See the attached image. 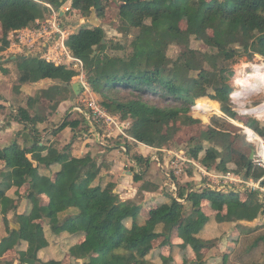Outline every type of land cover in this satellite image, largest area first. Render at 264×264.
<instances>
[{"label": "trees", "instance_id": "obj_1", "mask_svg": "<svg viewBox=\"0 0 264 264\" xmlns=\"http://www.w3.org/2000/svg\"><path fill=\"white\" fill-rule=\"evenodd\" d=\"M39 1L0 0L3 32L0 50L9 47L10 33L33 28L38 20L48 16L51 10L47 5L60 10L71 2L72 13L83 18L96 13L100 20L105 18L109 4L108 0ZM115 4L119 19L127 28L138 31L130 49L108 41L101 26L81 27L68 36L65 45L72 57L84 64L89 89L102 99L101 106L121 123L130 122L129 128H124L125 135H120L123 143H117V148L126 155L129 171L140 186L137 198L122 201L113 182L95 185L102 178V170H108L110 164H99L92 153L74 157L70 153L74 141L62 150L59 143L48 145L37 129L45 120L21 108L12 115L29 132L33 146L22 148L14 143L0 148V259L7 252L17 250L15 262L18 264H65L66 258L69 264L73 261L158 264L152 259L153 252L168 242L170 253L191 248L197 256L192 264H203V251L215 247L213 241L201 237L210 221L203 213V201L217 208L218 223L254 222L264 214V196L259 191L247 192L245 201L238 193L224 194L208 188L185 197V191L172 189L178 175L172 171L168 177L161 167L164 151L170 150L174 140V130L164 132L163 125L177 115L183 116L187 127L201 124L200 119L192 116V111L200 99H205L198 105L209 103L220 108L225 117L212 118L211 129L193 140L196 146L189 151L190 157L207 169L224 174L231 173L229 165L234 164L236 174L244 173L247 180L264 182V169L254 164L251 153L234 147V134L226 128L228 120L237 118L231 100L234 66L243 59L252 61L257 55L264 57V0H115ZM184 21L186 33L181 29ZM178 37L182 52L171 59L168 50ZM193 39L204 43L210 51L194 50ZM16 61L19 77L14 91L45 80L62 83L49 89L59 97L50 99L53 111L70 95H75L71 82L78 77V72L68 64L57 66L32 57H20ZM147 96L160 99L164 105L147 101ZM64 117L55 134L70 128L73 140L89 135L96 127L77 111ZM243 123L255 132L249 130L251 135L264 140V126L258 120L247 119ZM206 143L210 147L205 148ZM137 144L153 148L154 153L147 157L137 153ZM35 153L41 155L33 161L28 156ZM160 183L166 189L164 196L168 202L159 204L145 218L140 213L143 192L157 189ZM24 186L28 188L21 194ZM13 189L15 196L10 197ZM41 197H46V201ZM23 198L28 200L29 208L19 214ZM178 199H184L190 206ZM11 215L19 225L18 230L10 228ZM4 226L7 235L1 238ZM177 231L182 232L183 238L180 244L174 245L172 238ZM61 236L66 238L59 242ZM71 237H84V241L65 245ZM254 240L252 249L260 243L264 245V237L257 236ZM157 241H163L162 245L157 246ZM53 245L57 254L46 259L44 256ZM228 260L227 254L224 264Z\"/></svg>", "mask_w": 264, "mask_h": 264}, {"label": "rangeland", "instance_id": "obj_2", "mask_svg": "<svg viewBox=\"0 0 264 264\" xmlns=\"http://www.w3.org/2000/svg\"><path fill=\"white\" fill-rule=\"evenodd\" d=\"M108 8H107V13L104 19H98L96 17V13L92 14L89 18H83L81 15L76 14V13H72L71 10L68 11V9H70V6H66V4L60 9V11H64L66 13V16L68 18L67 21H63V17L60 14L58 15V18H56V23L57 26L60 27V29L62 31H66L67 35L69 36L70 34H72L73 32H77L81 27H89V26H101L105 29L106 35H107V39L108 41L115 43V44H121L122 46L126 47L127 49L131 48V43L132 41L136 38L138 31L134 30V29H130L127 28V26L119 19V17L117 16V6L115 4V0H108ZM94 16V18H92ZM52 20V17L50 16V14L48 16H46L44 19L41 20V23H46L47 21ZM38 25L36 23L35 27L31 28L32 30H34L35 28L37 29ZM40 27V26H39ZM186 22L184 21L181 24V29L183 31V33H186ZM55 38H59L58 34L55 36ZM68 38V37H67ZM67 40V39H66ZM179 37L176 38L173 41V46L170 47V49L168 50V56L171 59H176L180 53L182 52V47L179 44ZM44 41H40V43H43ZM191 47L194 50L197 51H201V52H209L210 49L202 42H197L194 39L191 42ZM59 52H61V49H58ZM39 52L37 50L32 52V58H39ZM116 55V53H115ZM119 55H122V53H120ZM66 57V56H64ZM73 59V58H72ZM60 62L62 64H68V66L73 67L74 70H76L78 72V77H76L75 79L72 80L74 82H78L80 84H82V82H86V73H85V69H84V64L79 63L76 60H70L66 57L62 60H60ZM264 67V57L261 56H255V58L252 61H249L248 59H243L240 60L238 62L237 65L234 66V77L231 81V85L234 88L233 89V93L231 94V100H232V106L233 109L235 110V112L237 113V118L236 120H228L229 124L226 126V128L232 133L233 135V140H234V147L238 150H241L244 153H251L253 150L256 151V156L254 161V164L261 167V165L264 166V160L260 154V142L258 144V141H256L254 138L251 139L248 135L250 134L249 128L248 131L245 130L243 128H241V126H244V121H246L247 119H256L258 120L261 125L264 126V115L258 116L256 117V115H253L250 113V115L244 111L245 110H251L254 108L259 107L260 105H262L264 103V82L261 83H256L255 85H253L254 89L259 90L258 92H260L258 95H254V96H246V97H242L241 100H238L237 97H235L234 95H237V93H242V89L240 88V84H244L246 86H251V81H249L246 78V75L250 72H252V70L254 69V67ZM195 75V74H192ZM89 88V86H88ZM1 90V88H0ZM6 91V89L4 88V92ZM26 94L31 93V90L25 92ZM54 97V96H53ZM51 97V98H53ZM72 97V98H71ZM88 98H90V94L87 93L86 90L82 91L80 93V95H70L71 100H74L75 102V106L74 107H83L86 109L85 107V101L88 100ZM94 100L97 102L98 105L101 106L102 103V99L98 96V95H94ZM145 99L147 101H153L155 104H160V105H164L162 103V101L160 99L157 98H152L151 96H147L145 97ZM204 100V99H203ZM209 101V99H207ZM200 101V100H199ZM198 101V102H199ZM198 102L197 104L193 107V111H192V116L196 119H200L201 120V124L196 125V126H192V127H187L185 125V121L182 115H177L176 117H174L173 119H171L169 122H166L163 125V131L167 132L168 129L172 128L174 130V140L172 143V147L170 148V150H176V151H181L183 150V152H185V154L187 156H189V151L191 149H193L194 146L192 142L194 139L201 137V134L203 131L209 130L212 127V118L214 116H219V117H224L223 114H221L220 108L217 110L216 107H214L213 105L209 104V106L212 107V112L211 113H202L199 112L196 108H198ZM206 102V101H205ZM27 103V100H26ZM18 105H14V103H12V107L10 108L11 110H17L19 111V109H21L20 105H23V102L21 103H17ZM40 105V106H39ZM38 105V110L37 113L41 116H44L45 114H47V112L49 111V104L46 102H41ZM102 107V106H101ZM219 107V106H218ZM103 108V107H102ZM73 108L70 109V111ZM88 109V108H87ZM104 111H106L103 108ZM69 111V112H70ZM88 111L90 112V110L88 109ZM35 112V111H34ZM68 112V113H69ZM107 112V111H106ZM13 114V111L11 112ZM91 113V112H90ZM108 113V112H107ZM34 114V113H32ZM110 115V114H109ZM112 116V115H111ZM113 117V116H112ZM65 118V117H64ZM64 118L55 121L54 123H45V124H39L40 130H42V134H44L45 132H49L51 129H53L54 127H58L59 125H61L62 121L64 120ZM116 118V117H114ZM117 120V124L120 126V129H117V127H115V125L111 126L112 128H110L106 123H102L100 121L94 120V121H89L90 123H92V125H96L98 131L96 130V127L94 129H92L91 133L89 134V137L92 141H95V145L96 143L98 144L101 139H98V137L96 136V134H99V132L102 133V136L104 137V144H108L107 146H101L100 144H98L96 147L97 148V155H101L100 153H102V160H100V163L104 162L106 164H108L110 161H113L115 164L114 170L117 172V180L119 179L120 183H122V185L124 186V190H122L121 188L117 190V192H125V190L127 192L131 191V183H132V176H130L129 174L126 173V171H129V167H128V162L126 161V155L122 152L119 151V149L117 148V143H119L120 145L123 143L122 140H120V135L123 134L122 133V129L124 128H129V123H121L120 120L118 118H116ZM117 125V126H118ZM97 131V132H96ZM125 133V130L123 131ZM246 133V134H245ZM49 134V133H47ZM88 136V135H87ZM129 137V136H127ZM254 137V136H253ZM62 143L60 145L62 146H66L65 143H68L70 141V136H69V132H64L62 134L59 135L58 137ZM255 138H257L259 141L263 140V139H259V137L255 136ZM89 138H84L81 137V139L77 140L76 142H78V145H82V143H84V141H87ZM124 140V139H123ZM127 141V140H126ZM102 142V141H101ZM93 144V145H94ZM205 148L210 147L209 144H204ZM80 146H77V148H79ZM80 152L77 153V155H80L81 150H79ZM126 151V149H125ZM148 153V152H146ZM204 153H202L201 157H204ZM168 158V157H167ZM235 158H237V156H235ZM125 162V167H123L122 165H120L121 163ZM119 165L120 169H118L116 166ZM165 165V162H164ZM200 166V165H199ZM106 168V166H105ZM193 167L189 166V167H185V169H183V171H180L177 178H178V186H182V188L184 186L187 185V179L186 176H193L195 180H192V182H190V185H193L195 187H198L202 184H209V186H212V189L215 188L214 190L219 192L222 191L223 189H220V184L222 183V181L224 182V180H219V179H215L214 176L216 175H223L221 173H217L214 171L213 173V177L210 178H199V176L197 175L198 173H195L194 169L192 170ZM263 168V167H261ZM170 171H172V168H169ZM169 169L165 168V171H169ZM202 169L207 170L206 168L202 167ZM264 169V168H263ZM126 170V171H125ZM229 170H230V175L229 173L226 174V176L235 179L237 182L236 183H231L228 184L226 186H228V190H225V193H229V192H240V193H247L248 191H259L261 193V195L264 196V186H262V181H255L254 179H250V180H246L248 183L252 184L253 186H247L244 183H242L244 181V173L242 174H236L235 172L237 171V167L234 164L229 165ZM169 171V172H170ZM194 171V172H193ZM208 171V170H207ZM167 172V173H169ZM199 172L201 173L202 176H204V172H202V170ZM209 172V171H208ZM103 173H105V171H103ZM208 176V175H205ZM112 178L108 177V179H104L103 178H99L96 182L95 185L98 184H102L103 186H105L108 181L110 182ZM121 179V180H120ZM209 180V181H208ZM112 181V180H111ZM261 182V183H259ZM224 186V187H226ZM140 187V186H139ZM176 188L179 190V188L176 186ZM208 188V187H207ZM211 188V187H210ZM172 189L176 192V190L172 187ZM247 189V190H246ZM262 189V190H261ZM26 190V189H25ZM22 190V191H25ZM166 190V189H165ZM163 190V192L165 191ZM213 190V191H214ZM219 190V191H218ZM246 190V191H245ZM244 196V195H243ZM246 197V195L244 196ZM22 210H23V206H22ZM21 210V211H22ZM149 211V206L147 207L146 210V215H148ZM262 217V221H260L258 224H255L253 227H243L242 229L239 230V227H227L225 229H219L217 230H212L209 233H205L204 234V238L205 239H210L211 241L214 242L215 247L214 249H210V250H205L203 251V256H204V261L202 262L203 264H224V256L225 255H229V260L227 262V264H264V245L262 243H260V246L253 248V245L255 244V237L260 236V237H264V214L261 215ZM242 227V226H241ZM10 228L11 230H15V229H19V225L15 220L14 215L10 216ZM1 238L7 235V231H6V227H2L1 228ZM163 243V241H157L156 245L157 246H161ZM164 250H163V254L160 256L159 254V249L157 248L156 252L152 255V259L153 261L155 260L158 264H161L163 262H165V264H192L193 260L196 259V254H192L189 252V255H186L184 258L183 257H179L177 259H173L172 255H170V245L168 242L164 243L163 246ZM65 254V252H63ZM57 254V250L55 245H53V247L50 249L49 254H47L46 256H44L46 259H52L55 257V255ZM161 258V261H160ZM18 259V254H17V250H13L10 252H7L6 255L0 259V264H14L15 260ZM163 259V261H162ZM65 264H69L70 260L68 258H66ZM72 264H83L82 261H73Z\"/></svg>", "mask_w": 264, "mask_h": 264}, {"label": "crops", "instance_id": "obj_3", "mask_svg": "<svg viewBox=\"0 0 264 264\" xmlns=\"http://www.w3.org/2000/svg\"><path fill=\"white\" fill-rule=\"evenodd\" d=\"M66 6L67 7L70 6V10H71V2H68L66 4ZM51 15H52V12H50V16ZM61 15L64 16L63 17V21L64 22L68 20V18L66 16V13L64 11H61ZM92 18H94V16ZM12 33H14V32H12ZM12 33H10L9 36H8V42L10 43L9 47L6 48V50H4V51L0 50V88H1V90H0V106L3 107V108L0 109V148H2V149L6 148V147H9L10 145H12L14 143H17L22 148L32 147L33 146L32 145L33 144V139L28 134L29 132H25V128L21 124L16 122V120L14 119V116L11 113L12 111H13V113H16L18 111L17 110H11L10 111V108L12 107V103H14V105H18L17 104L18 102L19 103L23 102V105H20L21 108L27 109L32 116H36V115L41 116V115H39L37 113L38 105L41 102H44V103L47 102L49 104V111L44 116H41L45 121L43 123H39V124L54 123L55 121L64 118V116L66 114H71L73 111H75V108H76V107H74L75 106L74 100L67 99V100H65V101L60 103V105L57 108V111H53L52 110L51 106L53 104L50 103L51 97L54 96L52 98L53 101L58 99L59 97L55 96L54 93L51 92L49 89L51 87H53V86H56V85H62V83H60V82H56V81H52V80H45V81H42V82H39V83L24 85V86L21 87L20 91H18V92L14 91V87L17 85L16 82H17L18 77H19L18 63H17L16 59L20 58V57H31L32 56V52L28 51L23 46H20L18 44H13L10 41L12 39L10 37ZM2 37H3V32H2V27H1V24H0V41L2 40ZM1 46H2V43L0 42V47ZM36 50L39 52L38 53L40 55L39 58L46 60V57L48 56V54L46 52L39 51L38 49H36ZM53 53H54V49L50 50L49 60H51V61L56 59V57L53 56ZM76 83H78V82H74V81H73V83L71 82V91L73 93H75L74 90H73V85L76 84ZM4 88L6 89L5 92H4ZM29 90H31V93L26 94L25 92H27ZM80 91L82 92V87H81ZM26 100H27V103H26ZM200 100H203V99H200ZM213 104H215V103H213ZM217 104H215V105H217ZM218 106H219V104H218ZM71 108H73V109L70 111ZM32 113H34V114H32ZM221 114H223V113L221 112ZM224 117H225V115H224ZM39 124L37 126V129L42 134V130H40ZM241 128H243L244 131L245 130L248 131L247 127H245V126H241ZM56 129H57V127H54L49 132H45L42 135V141L48 142L47 143L48 145H52L53 143H60V144L63 145L62 141L58 137H59L60 134H62V133L67 131V132H69L70 141L68 143H65V145L66 144H70V143H72V141H74L72 143V147H71V151H70V153L74 157L81 158V157H84L85 155H87L88 153H92V154H94V156L97 159L98 163L101 164L100 160H102V153L103 152L100 153L101 155H97L96 151H97L98 147H96V146L98 144H100L103 147L108 145V144H104L103 143L104 137L102 136L101 132H99V134H96V136L97 137L99 136L98 139H101L102 142L100 141L98 144L96 143V145H95L94 144L95 141H92L90 139L89 135L88 136L86 135L84 138H86V139L89 138V139L87 141H84V143H82V145L80 146V145H78V142H76V141L81 139V137L77 138V140H73V133H72V130L70 128H68V129H66V130H64L62 132H59L58 134H55ZM250 131L254 132L252 130H250ZM47 133H49V134H47ZM248 136L251 139L254 138L256 141H258V144H259L260 141L257 138L253 137V135L249 134ZM259 139H262V138L259 136ZM130 142L134 143V139H132L131 137H130ZM60 144H59V146L58 145L57 146L59 147V150H62V147H64V146H62ZM77 146H80V147L77 148ZM121 148H125V147H121ZM125 149L127 151V148H125ZM79 150H81V153H80V155H77V153L80 152ZM119 151L121 152V150H119ZM136 152L139 153V154H142L145 157H147V156L152 155L154 153V149L151 148V147H148L146 145H143V144H137ZM146 152H148V153H146ZM164 152H165V155H164V161L163 162H165V165L163 163L161 165V167H163L164 169L165 168H167V169L172 168L173 169L172 171H174L176 175H178L180 171H183V169H185V167H189V166L193 167L192 170L194 169L195 173H198L197 175L199 176V178L200 177L201 178L202 177L203 178L213 177L214 171L216 172V174L217 173H221V172H219L216 169H207L200 162H197L193 158H191L190 155L188 157H190L194 163L181 164L180 162L177 161V159H176V157L174 155L170 154L171 152H176L177 154H180V155L183 154V155L187 156L185 154V152H183V150H181V151L165 150ZM37 155H41V154L40 153H35V154L29 155L28 157L31 160H33L35 158V156H37ZM155 158H157V157L155 156ZM109 164H110V168L108 170H106V169L102 170L101 177L103 178V181H104L105 178L106 179H108V177L112 178L111 179L112 181L110 180V182H113V183L116 184L115 192L119 195V197H120V199L122 201L136 199L137 195H138V192H139V184H136L134 182V174H133V172L125 170L127 174L132 176L131 191L127 192L125 190V192H120L119 191V193H118L117 190L120 189V188L122 190H124V186L122 185V183H120L119 179L117 180L118 176H117V172L114 170V167H115L114 162L110 161ZM120 165L125 167V162L124 163L122 162ZM35 166H37L36 162H35ZM116 167L118 169H120L119 165H117ZM202 167L206 168L209 172L207 170L202 169ZM154 169L157 170V166L154 167ZM199 170L200 171L202 170V172H206L204 174L208 175V176H205V175L202 176L201 173L199 172ZM103 171H105V173H103ZM169 171H170V169H169ZM169 171H167V172H169ZM172 171H170V172H172ZM221 174H223V173H221ZM223 175L226 176V174H223ZM223 175H216V176H223ZM229 175H230V173H229ZM186 179H187V185L184 186L183 188H182V186H180V187L178 186V184H177L178 182H175V181L172 182V183H174L173 186H175V187L177 186L179 188V190H181V192H183V191L186 192L185 193V197H188L189 194L191 192H193V191L206 189L207 187L210 190H214L215 189V188L212 189V186H209V184H207V185L202 184V185H200L198 187L190 185L191 184L190 182H192V180H195L193 176H186ZM246 180L247 179L244 178V181H246ZM152 182H153V180H152ZM162 184L163 183H160L159 187L157 189L153 190V191H145V192H143V197L142 198L144 199V203H143V206L141 207L140 213L145 218H149V216L152 215L155 212V210H156V208L158 207L159 204L168 202V200L167 201L165 200V196H164V192H163L164 188H163ZM228 184H231V183H228ZM228 184H225L222 181V183L220 184V189H223V190L222 191L218 190V191L221 192V193L226 194L224 188L226 190H228L229 187L226 186ZM224 186H226V187H224ZM262 186H264V185L262 184ZM27 188H28V186H24L22 188V190H25V189L27 190ZM22 190H21V194H24V192L26 190L25 191H22ZM177 191H178V189H177ZM15 192H16V190H14V189L11 190L9 192V196L10 197H14L15 196ZM238 194H240L242 201H245L248 198L247 197L248 196L247 193H240L239 192ZM177 195H176V197H177ZM243 195L244 196L246 195V197H244ZM41 199L43 201H46V197H41ZM181 201H182L181 203L186 204V206H190L184 199H181ZM22 206H23V210H22ZM148 206H149V211H147L148 215H146L145 212H146ZM28 208H29V202H28L27 199L23 198V200L20 203V208L18 210V213L19 214H23V213H25L28 210ZM202 210H203V213L205 214V216H207L210 219V221L207 224L205 230L201 233V237L202 238H204V234L205 233H209L212 230H217L218 231L220 228L221 229H225L227 227H241V226L242 227H253L255 224H258L260 221H262V218H261L262 216H260L254 222L242 221V222L235 223V224L218 223L215 220V217L217 216V211H216L217 208L214 205H212L210 202H208V201H203ZM65 238H66L65 236H61V238H59V242L62 241L63 239H65ZM182 238H183L182 232L177 231V232H175L173 234L172 243L174 245H178V244H180L182 242ZM207 240H210V239H207ZM83 241H84V237L83 238L71 237L69 241L66 239L65 245L68 244V243H71V244L74 245V244H77V243H80V242H83ZM0 242H1V240H0ZM61 245H63V244H61ZM24 247L26 248L27 244H24ZM66 250L67 249H65V252H67ZM156 250L153 253H155ZM163 250H164V248H162V249L159 248L158 251H159L160 256L163 254ZM189 252L194 254V252H193V250L191 248H187L184 251H179V250L175 249L173 251V253H171L170 255H172L173 259L175 260V259H177L179 257H183L184 258L186 255L190 256L191 254H189ZM15 264H18V262H15ZM173 264H175V263H173Z\"/></svg>", "mask_w": 264, "mask_h": 264}, {"label": "built area", "instance_id": "obj_4", "mask_svg": "<svg viewBox=\"0 0 264 264\" xmlns=\"http://www.w3.org/2000/svg\"><path fill=\"white\" fill-rule=\"evenodd\" d=\"M36 2H40L39 0H34ZM48 8L52 12V20L47 21L46 23H41V20L37 21V29L35 28L32 30L31 28L15 31L11 34V42L13 44H18L20 46L25 47L28 51L33 52L34 50L38 49L39 51L46 52L48 56L46 57V60L48 62H52L55 65H62L60 60L64 58H68L70 60H76L79 63L83 64L80 60L75 59L72 57L71 53L67 49L65 42L68 37L67 32L62 31L60 27L57 26L56 18H58V15L60 14V10L54 9L52 6L47 5ZM70 9H68L69 11ZM40 26V27H39ZM58 34L59 38H55V36ZM40 41H44L43 43H40ZM61 49V52H59L58 49ZM54 49L53 56L56 57L55 60L51 61L49 60L50 56V50ZM66 56V57H64ZM73 58V59H72ZM82 90H86L88 94H90V98L85 101V108L83 107H76L75 111L84 114L89 121H100L102 123H106L110 128L111 126L115 125L117 129H120V126L117 124L116 118L112 117L103 110V108L97 104V102L94 100V94L91 92V90L88 88V84L85 82H82ZM90 112L88 111V109ZM118 125V126H117ZM124 127L122 129V133L124 134ZM130 139V137H128ZM125 150V148H124ZM170 154L174 155L178 162L181 164H190L194 163L192 159L185 155L177 154L176 152H171ZM261 167L264 168L263 165ZM167 173V172H166ZM206 173V172H204ZM168 177L170 176L169 173L166 174ZM215 179L224 180L225 184L228 183H236L237 181L235 179H232L228 176H214ZM247 186H253L252 184L248 183L247 181H243ZM261 183V182H259ZM173 188L177 191L176 187L173 186ZM264 188V187H262ZM262 190V189H261ZM179 202H182L181 200H178Z\"/></svg>", "mask_w": 264, "mask_h": 264}, {"label": "bare ground", "instance_id": "obj_5", "mask_svg": "<svg viewBox=\"0 0 264 264\" xmlns=\"http://www.w3.org/2000/svg\"><path fill=\"white\" fill-rule=\"evenodd\" d=\"M246 78L251 81V86H246V85H242L240 84V88L242 89V93H237V95H234L235 97L238 98V100H241L242 97H246V96H254V95H258L260 92H258L259 90L254 89L253 85H255L256 83H261L264 82V67H254V69L252 70V72L248 73L246 75ZM264 90V89H263ZM247 98V97H246ZM197 110L199 112L202 113H211L212 112V107L209 106V104L207 103H200L198 105ZM247 112L249 115L250 113L253 115H256V117L263 116L264 115V103L262 105H260L257 108L251 109V110H245L244 113ZM260 154L264 160V141L260 140Z\"/></svg>", "mask_w": 264, "mask_h": 264}, {"label": "water", "instance_id": "obj_6", "mask_svg": "<svg viewBox=\"0 0 264 264\" xmlns=\"http://www.w3.org/2000/svg\"><path fill=\"white\" fill-rule=\"evenodd\" d=\"M81 87H82V85L80 83H76V84L73 85V90H74V92H75L76 95H80ZM255 156H256V151L253 150L251 152L250 159L253 161L255 159ZM262 184L264 185V182H262Z\"/></svg>", "mask_w": 264, "mask_h": 264}]
</instances>
